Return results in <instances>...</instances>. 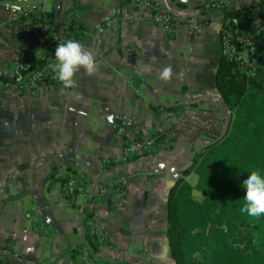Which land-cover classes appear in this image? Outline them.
Instances as JSON below:
<instances>
[{
	"label": "crops",
	"instance_id": "obj_1",
	"mask_svg": "<svg viewBox=\"0 0 264 264\" xmlns=\"http://www.w3.org/2000/svg\"><path fill=\"white\" fill-rule=\"evenodd\" d=\"M212 1L163 0L177 20L204 23L191 36H169L143 1L0 0V247L20 259L9 264H175L168 192L180 179L196 185L188 174L193 154L221 139L230 120L215 85L225 14L264 0H230L218 9L208 7ZM25 11L45 13L95 54L99 70L89 76L81 68L74 88L58 81L17 93L9 84L22 75V52L44 54L5 26ZM113 17L118 22L98 33ZM168 65L174 77L162 81L158 73ZM142 137L156 139L153 151L123 161L124 145ZM118 174L128 181L124 206L112 212L107 198L98 201L104 241L95 245V208L84 195L67 200L63 182L81 177L97 188Z\"/></svg>",
	"mask_w": 264,
	"mask_h": 264
},
{
	"label": "trees",
	"instance_id": "obj_2",
	"mask_svg": "<svg viewBox=\"0 0 264 264\" xmlns=\"http://www.w3.org/2000/svg\"><path fill=\"white\" fill-rule=\"evenodd\" d=\"M252 10L264 22L262 1L225 14L223 26L254 34L255 74L248 77L221 58L215 85L230 112L226 133L193 154L188 174L196 176V185L180 179L167 195V241L175 264H264V217L252 219L239 211L248 172H264V25L256 33ZM43 51L31 65L21 57L22 75L47 60L49 46L44 45ZM194 191L200 200L194 199ZM91 251L95 252L94 246Z\"/></svg>",
	"mask_w": 264,
	"mask_h": 264
},
{
	"label": "built area",
	"instance_id": "obj_3",
	"mask_svg": "<svg viewBox=\"0 0 264 264\" xmlns=\"http://www.w3.org/2000/svg\"><path fill=\"white\" fill-rule=\"evenodd\" d=\"M49 1V0H43ZM143 1L145 8L151 14L155 25L169 36L193 35L204 23L200 19L177 20L167 10L163 0H134L135 3ZM230 0H214L208 4L211 9H218L227 4ZM259 19L260 23H254ZM251 23L256 28V33L263 28L264 22L255 10L250 16ZM116 18L107 19L98 28V33H102L112 28L117 23ZM235 22V20L233 21ZM6 28L16 39L25 41L29 45H38L43 49L44 45L49 46L50 56L41 65H34L30 70L20 75L15 81L9 84L19 94H32L37 89L57 83L58 79L53 73L51 65L55 63V50L58 44L68 41L59 31H53L54 27L50 23V18L45 13L36 11H25L19 15H11L6 22ZM257 48L254 41V34L244 32L238 28H227L222 26L220 30V55L221 58L232 62L238 70L246 76H253L256 70ZM27 65H31L34 58L27 51L22 52ZM156 139L152 137H142L135 141L126 143L122 149V160L139 158L153 151ZM127 178L123 174L113 176L111 180L93 188L81 177H68L63 182L62 192L69 201H75L79 195H84L87 203L95 208L93 213V228L90 231V238L93 244L100 245L104 241V230L98 224V201L107 198L112 212L123 208L125 202V190ZM92 219V218H91ZM82 258L92 262L91 254H82ZM9 260L20 262L19 257L13 253L8 246L0 247V264H9Z\"/></svg>",
	"mask_w": 264,
	"mask_h": 264
},
{
	"label": "clouds",
	"instance_id": "obj_4",
	"mask_svg": "<svg viewBox=\"0 0 264 264\" xmlns=\"http://www.w3.org/2000/svg\"><path fill=\"white\" fill-rule=\"evenodd\" d=\"M254 23L259 24L260 20L257 19ZM55 61L51 65L52 71L66 89L76 87L77 81L74 77L81 68L89 76L99 70L95 54L76 40L58 44L55 50ZM173 77L171 65L165 66L158 73V78L162 81H170ZM242 187L245 189V196L239 211L252 219L264 217V172L260 169L250 170Z\"/></svg>",
	"mask_w": 264,
	"mask_h": 264
},
{
	"label": "rangeland",
	"instance_id": "obj_5",
	"mask_svg": "<svg viewBox=\"0 0 264 264\" xmlns=\"http://www.w3.org/2000/svg\"><path fill=\"white\" fill-rule=\"evenodd\" d=\"M195 181H196V178L195 177H192V180L190 181V183L193 184V185H195L196 184ZM193 197L197 201L200 200V197H199V195L196 192L193 193Z\"/></svg>",
	"mask_w": 264,
	"mask_h": 264
}]
</instances>
